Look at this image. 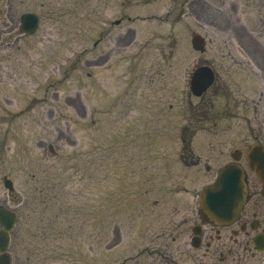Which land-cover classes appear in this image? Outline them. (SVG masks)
<instances>
[{
    "label": "rangeland",
    "instance_id": "obj_1",
    "mask_svg": "<svg viewBox=\"0 0 264 264\" xmlns=\"http://www.w3.org/2000/svg\"><path fill=\"white\" fill-rule=\"evenodd\" d=\"M23 11L40 17L35 36L0 41L11 264H206L205 236L190 242L208 228L203 186L238 149L261 189L244 153L264 144V0H1L0 22ZM241 23L259 77L239 62ZM203 63L216 80L196 97Z\"/></svg>",
    "mask_w": 264,
    "mask_h": 264
},
{
    "label": "water",
    "instance_id": "obj_2",
    "mask_svg": "<svg viewBox=\"0 0 264 264\" xmlns=\"http://www.w3.org/2000/svg\"><path fill=\"white\" fill-rule=\"evenodd\" d=\"M39 18L35 13L27 12L21 15L22 29L33 32L38 26ZM194 48L203 51L205 39L200 34L192 37ZM215 74L211 66L201 64L197 66L190 78V90L196 95L203 94L212 84ZM232 160L225 163L217 172L213 182L205 185L202 189L200 207L205 215L214 223L226 224L233 221L238 215L242 204L247 196V178L243 166L239 163L242 156L240 150L236 149L231 154ZM248 167L254 170L258 180L264 187V145L252 144L245 152ZM4 184L10 190L13 189L12 181L4 179ZM16 220L14 211L0 205V264H10V257L6 252L9 242V231ZM194 236L191 244L199 246L200 226L193 227ZM5 251V252H4Z\"/></svg>",
    "mask_w": 264,
    "mask_h": 264
},
{
    "label": "flooded vegetation",
    "instance_id": "obj_3",
    "mask_svg": "<svg viewBox=\"0 0 264 264\" xmlns=\"http://www.w3.org/2000/svg\"><path fill=\"white\" fill-rule=\"evenodd\" d=\"M21 14L22 12L15 17L8 18L6 16V20L0 22V41L2 45L25 44L35 36V33L27 34L23 32L20 20ZM210 22H213V17ZM240 27L242 29L240 37L242 56L239 62H242L243 66H246V62V67L251 68L252 73L259 77L261 68L260 62L257 60V46L260 45L258 43L257 46H254V43L248 45L247 41L250 42L253 38L250 37L251 31L246 28L245 23H241ZM253 42H257V40L254 38ZM195 163L198 162L195 161ZM206 168H209V166L207 165ZM0 204L3 203L0 202ZM205 220L208 228H201L200 240L202 241L204 235L205 249L203 257L206 264H253L255 257L264 251V187L261 186L259 191L256 188L248 189L245 202L233 221L224 225H217L207 218Z\"/></svg>",
    "mask_w": 264,
    "mask_h": 264
}]
</instances>
